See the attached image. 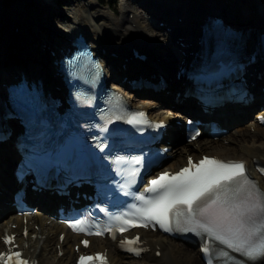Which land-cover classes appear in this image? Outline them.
I'll return each mask as SVG.
<instances>
[{
  "label": "bare ground",
  "instance_id": "obj_1",
  "mask_svg": "<svg viewBox=\"0 0 264 264\" xmlns=\"http://www.w3.org/2000/svg\"><path fill=\"white\" fill-rule=\"evenodd\" d=\"M135 1L138 3L137 7L133 6L131 0H121L118 12L108 6H101L97 0H89L82 10L73 3L69 13L66 12L64 16L56 14L53 10L57 0H32L31 3L19 0L6 10L0 6V82L5 77L18 73L22 68L40 76L47 87L53 88V85H58L59 76L53 75L55 70L48 62V59L52 60L58 52L52 44L57 43L58 40L68 41V38L81 28L89 41L98 48L101 61L104 63L105 58H109L112 63L111 68L106 67L110 77L120 78L123 75L128 78L134 77L131 70L140 62L132 56L131 50L134 47L147 56L143 66L152 67V72L160 71L166 76L164 89L157 92H141L144 94L142 98L127 93L133 105L142 106L148 109L149 114L172 123V129L168 131L165 140L169 141V145L176 141L181 143L171 148L173 157L166 163L165 168H176L183 164L187 155L197 157L201 153H208L226 158H243L253 171V160L264 162V127L256 122L255 115L249 110L250 107L237 106L216 114L223 127L230 129L225 136L218 138L206 136L188 142L185 139L174 138L175 133L184 130L183 126L175 122L179 117L184 119L183 114L178 111L172 112L170 108H164V105L173 104L175 93L180 89V83L175 78V70L180 60L184 58L181 52L190 47H183L180 42L190 45L196 42L199 25L205 15L216 14L237 28L249 29L246 36L254 39L256 32H264V0ZM48 8L51 10L46 17L39 18V10ZM129 13H132L131 16ZM59 17H62L63 23L58 22L61 19L56 18ZM177 17L180 19L178 20ZM158 19H162L166 25L155 24ZM153 27L160 29L161 32H156ZM50 50L54 51V55H51ZM3 53L8 55H2ZM252 66L254 64L249 66V70ZM251 79L252 77L249 76V80L253 81ZM258 82L260 81H254L250 86L259 99ZM55 91L59 90L55 89ZM149 94L158 100L152 99ZM175 107L185 112L195 110L191 103L175 105ZM260 112L264 113V109ZM231 133L235 137H231ZM3 159L4 161L1 162ZM15 160V150L7 146L0 147V165L3 164L0 167V217L2 218L12 210V207L4 201L9 199L11 192L16 188L14 179L9 174V169ZM259 181L264 188V177H259ZM30 198L37 212L26 216L24 223L28 231L26 237H18L20 242H32V250L26 253L36 258L38 264H73L75 252L72 243L77 240L66 230L64 240L62 243L58 242L56 232L63 230V226L54 221L50 213L55 204L54 198L52 196H30ZM12 215L0 222V227L8 223L22 224L21 217L13 218ZM139 232L150 249L138 259L118 253L108 240L95 237L92 238V242L97 245L95 247L97 249L103 247L108 249L110 264H203L195 247L186 246L158 233L144 230ZM39 235L43 236L41 242L37 238ZM57 245L63 252L60 256H56ZM79 249L82 250L81 247ZM93 249L94 247H90L88 250ZM156 251L160 254L156 255ZM254 264H264V258Z\"/></svg>",
  "mask_w": 264,
  "mask_h": 264
},
{
  "label": "snow or ice",
  "instance_id": "obj_2",
  "mask_svg": "<svg viewBox=\"0 0 264 264\" xmlns=\"http://www.w3.org/2000/svg\"><path fill=\"white\" fill-rule=\"evenodd\" d=\"M139 115L143 116V113ZM133 122L129 120V123ZM100 148L103 151L102 145ZM135 162L139 163L138 160ZM135 174L134 170L131 175ZM144 192L154 195L146 198L141 193L135 197L141 202L139 206H132V219L144 221L143 226L155 221L165 231H172L171 224L174 222L177 229L218 241L227 249L246 257L248 261L255 262L264 258V191L248 178L242 161L225 162L204 157L198 164H193L190 157L188 167L180 169L174 175L167 172L160 174L148 182ZM80 223L77 221L71 227L84 231L79 227ZM123 223L139 226L130 220H124ZM120 230L125 231L126 228L122 226ZM3 239L6 244L11 240L9 237ZM138 240V237H134L122 243L133 244ZM82 243L87 246L88 242ZM202 251H212L208 239H205ZM214 254L224 258L223 264H228L233 259L224 248L217 249ZM20 255L18 252L14 254L15 264H28L20 259ZM5 256L6 253H0V259ZM8 259L13 257L8 256ZM94 259L103 261L104 257L101 254H97L95 258L82 255L80 264H87ZM207 264H213L211 255Z\"/></svg>",
  "mask_w": 264,
  "mask_h": 264
},
{
  "label": "rangeland",
  "instance_id": "obj_3",
  "mask_svg": "<svg viewBox=\"0 0 264 264\" xmlns=\"http://www.w3.org/2000/svg\"><path fill=\"white\" fill-rule=\"evenodd\" d=\"M18 1L19 0H13V1H11V2H8V3H4L2 0H0V6L2 7V9H4V10H6V9H9V8H11L13 5H15L16 3H18ZM89 0H57V3L53 6V10L56 12V14L58 13V14H60V15H62V16H64L65 14H66V12L67 13H69V11H70V9L72 8V4L73 3H76V5H77V7L80 9V10H82V9H84L85 7H86V5H87V2H88ZM120 1L121 0H118L117 1V4L115 5V6H112L111 7V9H113L115 12L117 11H119L120 9H119V6H120ZM131 2H132V4H133V6L134 7H137V5H138V3L135 1V0H131ZM101 6H107V5H101ZM49 10H51V9H40L39 10V13H38V17L39 18H42V17H46V15L48 14V11ZM64 14V15H63ZM130 15L129 16H131V14L132 13H129ZM56 19H61L60 21H58V22H62L63 23V20H62V17H59V18H56ZM66 21V20H65ZM159 22H161L160 20H156L155 21V23L157 24V23H159ZM153 29L157 32H161V30L160 29H158V28H154L153 27ZM158 33V34H159ZM11 52H13V51H11ZM15 52V51H14ZM26 52H28V51H26ZM16 53V52H15ZM18 53V52H17ZM19 53H20V51H19ZM2 55H8V53H3ZM252 131V130H251ZM230 132V130L229 131H226L224 134H228ZM233 133V132H232ZM232 133H231V137H235V135H232ZM223 134V135H224ZM200 138H203V137H200ZM226 143V142H225ZM179 145L180 143L178 142V143H176L175 145ZM5 157H7V155L5 156ZM2 161H4V159L3 160H1V162ZM3 165V164H2ZM2 165H0V167H2ZM186 246H188V245H186ZM189 247H191V246H189ZM193 248V247H192Z\"/></svg>",
  "mask_w": 264,
  "mask_h": 264
},
{
  "label": "trees",
  "instance_id": "obj_4",
  "mask_svg": "<svg viewBox=\"0 0 264 264\" xmlns=\"http://www.w3.org/2000/svg\"><path fill=\"white\" fill-rule=\"evenodd\" d=\"M4 3L11 2L13 0H2ZM100 4L105 5L108 4L109 6L115 5L117 0H97Z\"/></svg>",
  "mask_w": 264,
  "mask_h": 264
},
{
  "label": "water",
  "instance_id": "obj_5",
  "mask_svg": "<svg viewBox=\"0 0 264 264\" xmlns=\"http://www.w3.org/2000/svg\"><path fill=\"white\" fill-rule=\"evenodd\" d=\"M21 1H26L28 3H31L32 2V0H21Z\"/></svg>",
  "mask_w": 264,
  "mask_h": 264
}]
</instances>
